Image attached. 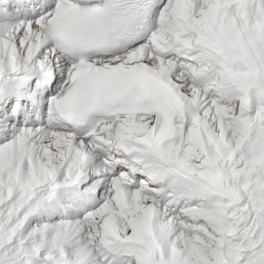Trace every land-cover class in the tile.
I'll return each mask as SVG.
<instances>
[{
  "label": "snow or ice",
  "instance_id": "obj_1",
  "mask_svg": "<svg viewBox=\"0 0 264 264\" xmlns=\"http://www.w3.org/2000/svg\"><path fill=\"white\" fill-rule=\"evenodd\" d=\"M0 264H264V0H0Z\"/></svg>",
  "mask_w": 264,
  "mask_h": 264
}]
</instances>
